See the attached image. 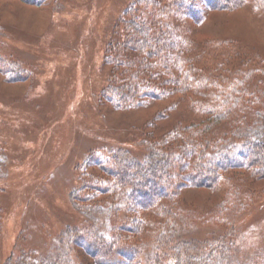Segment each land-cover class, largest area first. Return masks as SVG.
<instances>
[{
  "label": "rangeland",
  "instance_id": "obj_1",
  "mask_svg": "<svg viewBox=\"0 0 264 264\" xmlns=\"http://www.w3.org/2000/svg\"><path fill=\"white\" fill-rule=\"evenodd\" d=\"M135 1L47 0L37 5L0 0V54L18 60L10 67L0 59V264L12 254L17 259L27 247L42 257L57 244L64 221L75 223L74 217H80L70 197L81 185L88 153L113 147L142 155L149 135L173 133L205 118L203 94L208 99L213 87L206 81L208 89L197 85L195 77L185 85L191 89L168 83L165 87L174 88L170 94L140 95L132 108L107 101L103 91L118 63L107 54L108 45L115 25ZM156 1L166 3L147 0L151 5ZM166 17L184 25L174 29L171 39L186 46L181 55L204 68L198 71L208 79L209 74L222 82L237 78L250 92L264 89V9L247 4L234 11L205 10L198 20L171 13ZM257 112L263 113L261 121H256ZM234 114L235 122L227 119L214 128L212 148H227L242 159L244 132L264 126V106L253 102ZM233 183L240 187L237 195L221 181L217 188L185 187L163 201L181 209L176 220L186 236L219 234L232 228L226 220H234L237 241L230 242L238 244L239 254L248 255L264 247V178L238 177ZM106 198L100 195L93 201L108 203ZM160 205L144 215L141 237L130 242L151 241L157 229L151 220H165L159 216ZM72 245L91 259L86 247ZM128 251L129 246L119 254V264L133 262ZM27 262L42 264L37 259Z\"/></svg>",
  "mask_w": 264,
  "mask_h": 264
},
{
  "label": "trees",
  "instance_id": "obj_2",
  "mask_svg": "<svg viewBox=\"0 0 264 264\" xmlns=\"http://www.w3.org/2000/svg\"><path fill=\"white\" fill-rule=\"evenodd\" d=\"M25 1L39 5L47 0ZM247 4L264 9V0H166L164 4L156 1L152 5L147 0H136L132 4L115 25L108 45L107 54L125 66L114 65L111 82L103 91L107 101L132 108L139 103L140 95L156 98L161 93L170 94L174 88L165 87L168 83L175 88L191 89L185 85L190 77H195L197 85L203 83L202 87L206 88V81L213 87L206 88L210 94L208 99L203 94L201 118H205L193 121L190 126L178 127L173 133L149 135L142 155L113 147L88 153L79 177L81 185L70 197L80 217H74L75 223L69 218L64 221V227L55 236L57 244L53 243L42 257L27 247L15 260L12 254L6 264H28V259L41 260L42 264H71L72 261L74 264H119L118 256L128 246L131 251L127 254L134 258L125 264H264V247L242 255L238 253V244L233 246L230 242L237 241L234 220H226L225 225L232 228L222 233H210L203 238L195 234L186 236L176 220L181 209L173 210L176 206L163 201L185 187L217 188L221 181L227 191L234 190L237 195L240 187L233 181L238 177L264 178V126L247 127L242 159H237L238 154L230 153L227 148L221 152L212 148L214 128L227 119L235 122L234 112L238 108H247L253 102L264 106V89L250 92L243 87V80L237 78L222 82L209 74L208 79L199 72L204 68L199 70L190 63V58L181 55V51L188 50L186 46L171 39L174 29L184 25L179 26L178 20L173 23L166 17L171 13L198 20L204 17L205 10L234 11ZM1 58L10 67L18 64L11 57L0 54ZM193 68L199 70V76ZM259 113L256 121L263 119V113ZM100 195L107 196L108 203L93 201ZM160 203L159 216L165 220H151L157 228L151 241L130 242L134 237L136 240L141 237L144 215ZM73 241L83 249L86 247L91 259L82 256L72 245ZM96 251L100 252L98 256Z\"/></svg>",
  "mask_w": 264,
  "mask_h": 264
}]
</instances>
